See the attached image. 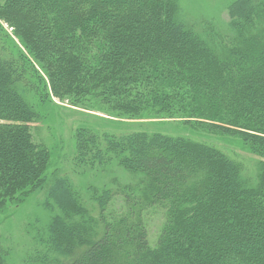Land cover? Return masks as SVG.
<instances>
[{
	"label": "trees",
	"instance_id": "trees-1",
	"mask_svg": "<svg viewBox=\"0 0 264 264\" xmlns=\"http://www.w3.org/2000/svg\"><path fill=\"white\" fill-rule=\"evenodd\" d=\"M227 11L220 35L184 22L178 0H0V216L47 182L51 153L31 126L53 100L215 131L258 159L250 182L240 162L190 137L78 128L76 166L116 162L142 176L138 194L111 216V193L90 189L95 218L56 176L41 264H264V0ZM149 208L163 214L153 246Z\"/></svg>",
	"mask_w": 264,
	"mask_h": 264
},
{
	"label": "rangeland",
	"instance_id": "rangeland-1",
	"mask_svg": "<svg viewBox=\"0 0 264 264\" xmlns=\"http://www.w3.org/2000/svg\"><path fill=\"white\" fill-rule=\"evenodd\" d=\"M235 0H178L182 20L192 25L198 32V25H208L225 35L230 22L227 8ZM6 28V27H5ZM10 34V30L7 29ZM87 105V104H85ZM84 105V106H85ZM90 106V103H88ZM73 107L67 101L53 100L46 102L39 109L40 121L31 126V132L37 143L43 142L51 153V167L48 179L40 192L23 198L18 205L8 206L0 216V246L6 253L8 264H41L43 249L47 245L48 226L52 217L58 213L55 207L46 206V191L56 176L66 177L72 189L78 193L82 206L91 210L97 218L96 206L90 201V189L108 190L112 199L107 213L115 216L123 209L126 193L133 197L138 194L142 176L129 173L118 163L112 162L106 167H77L73 133L85 127L99 135H124L135 131L161 133L170 136L190 137L199 142L212 145L228 157L243 165L244 176L253 182L255 165L254 157L240 142L228 136H220L211 130H202L170 120L139 119L127 121L107 116L102 107L90 109ZM100 108V109H99ZM133 193V194H132ZM52 204L51 201H48ZM148 231L150 246L155 245L159 235L163 214L157 208H149L143 212Z\"/></svg>",
	"mask_w": 264,
	"mask_h": 264
}]
</instances>
